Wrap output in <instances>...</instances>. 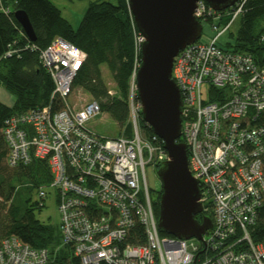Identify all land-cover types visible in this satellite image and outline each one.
I'll use <instances>...</instances> for the list:
<instances>
[{
  "label": "built area",
  "instance_id": "obj_1",
  "mask_svg": "<svg viewBox=\"0 0 264 264\" xmlns=\"http://www.w3.org/2000/svg\"><path fill=\"white\" fill-rule=\"evenodd\" d=\"M244 1L219 11L199 0L196 18L210 21L217 34L209 42L187 45L174 60L189 168L199 181L202 206L211 202L213 208L212 227L199 243L160 234L146 167L156 168L169 157L163 140L140 126L139 65L129 83L132 136L111 138L88 127L102 112L96 100L80 107L72 101L73 80L87 53L62 37L40 51L54 81L53 94L64 106L8 117L3 127L7 157L12 166L47 160L52 179L38 188L39 197H47V188L56 192L62 244L82 264H264V245L255 244L249 232L264 201V126L256 122L264 110V67L250 54L218 43L242 13ZM226 16L230 20L222 23ZM133 23L141 48L144 37ZM215 94L218 99L210 100ZM139 222L146 242L131 243L128 234ZM49 259L48 249L15 235L0 243V264H47Z\"/></svg>",
  "mask_w": 264,
  "mask_h": 264
},
{
  "label": "trees",
  "instance_id": "obj_2",
  "mask_svg": "<svg viewBox=\"0 0 264 264\" xmlns=\"http://www.w3.org/2000/svg\"><path fill=\"white\" fill-rule=\"evenodd\" d=\"M16 10H24L28 15L35 40L29 39L16 19ZM240 16L241 24L236 36L232 34L234 39L222 47L250 54L264 67V0H245ZM133 19L128 0L90 1L78 27L63 16L61 8L53 0H0V86L13 97L12 104L0 100V243L15 235L33 247L48 249L50 259L47 264H82L70 247L62 244L59 224L46 223L37 218L36 211L44 206L45 198L32 203L29 194L24 192L22 203L15 202L18 190L25 188L30 191L47 185L52 173L47 160L43 159L10 165L3 127L5 120L14 114L46 105L52 110L64 106L61 96L53 94L54 81L40 60V51L56 37H62L87 53L73 80V90L80 88L88 93L100 104L102 112L108 113L123 128V136L131 137L129 83L141 60ZM229 20L230 16H226L221 22ZM103 65L108 67L115 83L117 92L113 95L103 79ZM209 99L218 98L215 94ZM256 122L264 126V110L259 113ZM140 126L146 135H153L152 128L142 118V111ZM179 141H184L183 136ZM160 166L157 164L156 169ZM160 193L162 188L154 193L151 191L157 219ZM203 207V212L196 216L197 220L201 222L203 217H207L213 221L211 202ZM249 232L255 244L264 245V201ZM160 234L169 235L161 230ZM128 241L146 242L144 226L140 222L131 229ZM202 250L203 247L200 252Z\"/></svg>",
  "mask_w": 264,
  "mask_h": 264
},
{
  "label": "water",
  "instance_id": "obj_3",
  "mask_svg": "<svg viewBox=\"0 0 264 264\" xmlns=\"http://www.w3.org/2000/svg\"><path fill=\"white\" fill-rule=\"evenodd\" d=\"M199 0H128L138 30L144 37L137 69V95L142 118L164 142L169 159L158 168L162 193L158 214L161 231L177 238H196L212 227L203 212L199 181L189 168L187 144L182 137V97L172 77L174 60L187 45L199 40L203 25L194 11ZM215 10H226L238 0H204ZM15 17L30 40L35 34L28 15Z\"/></svg>",
  "mask_w": 264,
  "mask_h": 264
},
{
  "label": "rangeland",
  "instance_id": "obj_4",
  "mask_svg": "<svg viewBox=\"0 0 264 264\" xmlns=\"http://www.w3.org/2000/svg\"><path fill=\"white\" fill-rule=\"evenodd\" d=\"M56 5H58L62 12L63 16L66 17L74 27H78L83 15L90 3V1L93 0H53ZM241 24V16H238V18L234 21V23L230 26L229 29H227L220 37L218 43L220 45H224L228 41H232L234 38L232 37V34L236 36ZM203 31L201 38L199 39L200 42H209L216 34L217 31L212 27V23L210 21H203ZM223 26H221L222 28ZM220 28V29H221ZM102 74L103 79L107 86L116 93V87L115 83L113 81V78L111 76V73L106 65L102 66ZM8 96H10L9 93H7ZM13 99V97L11 96ZM91 96L86 93L84 90L80 88H76L73 90L72 93V101L74 105L80 107L86 104L89 100H91ZM88 127L96 132L100 136L104 137H111L116 138L123 136L122 130L119 126V124L106 112H101L94 118H92L88 122ZM146 177L147 182L149 185V188L154 193V191L161 189V179L157 173V169L152 166L146 167ZM48 195L44 200V206L41 208V210L36 211V216L38 219H40L43 222L46 223H52V224H59L60 222V214L58 210V203H57V196L56 192L52 190L51 188H47ZM24 192H27L29 196L31 197L32 203H34L36 200H40L39 194H38V188H33L30 191H27L25 188L18 190L17 195L15 198V202L20 204L22 203V195ZM194 240V238H191ZM196 243H199V240H194Z\"/></svg>",
  "mask_w": 264,
  "mask_h": 264
},
{
  "label": "crops",
  "instance_id": "obj_5",
  "mask_svg": "<svg viewBox=\"0 0 264 264\" xmlns=\"http://www.w3.org/2000/svg\"><path fill=\"white\" fill-rule=\"evenodd\" d=\"M7 90H5L2 86H0V100L3 101L6 104H12L13 99L11 98V95L8 96Z\"/></svg>",
  "mask_w": 264,
  "mask_h": 264
},
{
  "label": "bare ground",
  "instance_id": "obj_6",
  "mask_svg": "<svg viewBox=\"0 0 264 264\" xmlns=\"http://www.w3.org/2000/svg\"><path fill=\"white\" fill-rule=\"evenodd\" d=\"M109 89V88H108ZM161 194V193H160ZM159 196H161V195H159ZM159 198V197H158ZM160 199V198H159ZM155 203V202H154ZM154 203H153V205H154ZM159 203V202H158ZM157 204V203H156ZM159 205V204H158ZM158 208H159V206H158Z\"/></svg>",
  "mask_w": 264,
  "mask_h": 264
}]
</instances>
